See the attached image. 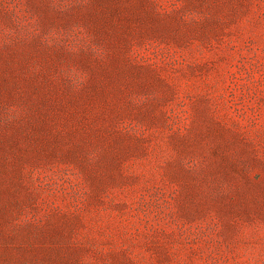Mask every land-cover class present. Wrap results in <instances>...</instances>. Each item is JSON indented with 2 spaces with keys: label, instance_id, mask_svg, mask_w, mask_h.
<instances>
[{
  "label": "rangeland",
  "instance_id": "1",
  "mask_svg": "<svg viewBox=\"0 0 264 264\" xmlns=\"http://www.w3.org/2000/svg\"><path fill=\"white\" fill-rule=\"evenodd\" d=\"M0 264H264V0H0Z\"/></svg>",
  "mask_w": 264,
  "mask_h": 264
}]
</instances>
